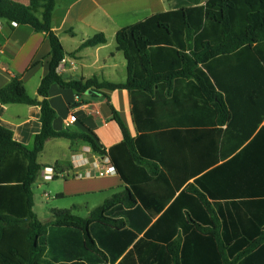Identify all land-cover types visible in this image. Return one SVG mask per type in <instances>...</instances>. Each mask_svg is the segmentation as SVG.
I'll use <instances>...</instances> for the list:
<instances>
[{"label":"trees","instance_id":"trees-1","mask_svg":"<svg viewBox=\"0 0 264 264\" xmlns=\"http://www.w3.org/2000/svg\"><path fill=\"white\" fill-rule=\"evenodd\" d=\"M172 2L118 30L128 75L115 83L63 77L56 0H44L42 17L0 0V18L46 32L51 45L42 100L17 74L0 89L3 104L39 105L42 125L29 148L0 124V264H264V0ZM106 42L98 33L81 48ZM55 83L79 97L129 90L137 135L116 110L123 139L109 149L92 133L56 130ZM60 137L109 155L125 186L86 217L54 208L43 221L34 211L39 155ZM46 167L54 179L64 172Z\"/></svg>","mask_w":264,"mask_h":264},{"label":"crops","instance_id":"crops-1","mask_svg":"<svg viewBox=\"0 0 264 264\" xmlns=\"http://www.w3.org/2000/svg\"><path fill=\"white\" fill-rule=\"evenodd\" d=\"M14 1L23 2L37 16L42 17L44 0ZM172 6L173 2L169 8L167 0H56L53 30L67 52L60 66L61 74L66 80L96 77L99 81L125 82L128 75L127 60L124 52L116 48L118 30L141 22L154 13L169 10ZM98 33L106 35V43L81 48L83 42ZM50 51V40L46 32L38 31L28 24H17L0 18V89L17 74L25 82L27 93L39 99L38 88L42 78L48 73ZM75 93L72 88H64L57 83L51 86L48 99L56 110L53 122L56 130L92 133L101 147L109 149L123 139L122 130L113 119V112L116 110L123 123L128 125L130 135H137L129 90L102 89L98 93L89 89L81 97ZM40 117L39 105L0 102V124L10 128L15 139L29 148L33 147L34 137L41 131ZM71 117L75 120L67 126L66 122ZM49 149L54 150L55 156L46 165L59 163L64 170L59 178L68 177L67 182H80L76 190L59 194H103L105 200L118 191L115 185L118 184L120 190L124 188L125 184L117 173L104 176L103 178L108 179L105 183H98L96 177H72V173H86L90 168V164H76L83 162V159H75V155L91 149L82 141L64 137L51 138L46 142L39 159ZM86 157L91 156L87 154ZM96 184L97 187L93 186ZM79 206L81 205L78 203L74 204V207Z\"/></svg>","mask_w":264,"mask_h":264},{"label":"rangeland","instance_id":"rangeland-1","mask_svg":"<svg viewBox=\"0 0 264 264\" xmlns=\"http://www.w3.org/2000/svg\"><path fill=\"white\" fill-rule=\"evenodd\" d=\"M167 5L170 8L172 1L167 0ZM126 128L128 125H125ZM128 132L129 129L127 128ZM55 156L54 150L49 149L46 153L39 159L40 163H43L42 171L40 172L36 182L33 185L35 206L34 211L37 216L43 221H48L52 218V210L54 208H72L75 214L86 217L90 214V211L97 205L101 204L105 198L103 194H96L93 196L78 195V196H57L59 192H71L76 190V187L80 185L79 181L67 182L68 177H60L58 179H45L44 173L46 169V164L52 162L50 160ZM71 172V171H70ZM74 173H72V177ZM65 177V176H64ZM89 177V176H87ZM104 176H96L98 183H105L108 181ZM73 179V178H70ZM119 181L118 178H114ZM97 187L98 185H93ZM94 187V188H95ZM116 190H120L118 184L114 186ZM71 194V193H70ZM110 196V195H109ZM78 203L79 207H74V204Z\"/></svg>","mask_w":264,"mask_h":264},{"label":"built area","instance_id":"built-area-1","mask_svg":"<svg viewBox=\"0 0 264 264\" xmlns=\"http://www.w3.org/2000/svg\"><path fill=\"white\" fill-rule=\"evenodd\" d=\"M61 66V64H60ZM59 66V71H60ZM61 72V71H60ZM75 120L74 117H71L67 122V126L73 123ZM87 154H90V158L86 157ZM81 157V158H80ZM75 159L81 160L83 159V162H76L77 165H84V164H90V168L86 173L83 172H75L73 174L74 177H96V176H108L113 175L116 173V169L111 163V159L109 155L107 154H95L92 152L91 149H86L82 153H77L75 155ZM56 174V171L54 167H46L44 177L45 179H53Z\"/></svg>","mask_w":264,"mask_h":264},{"label":"water","instance_id":"water-1","mask_svg":"<svg viewBox=\"0 0 264 264\" xmlns=\"http://www.w3.org/2000/svg\"><path fill=\"white\" fill-rule=\"evenodd\" d=\"M39 99H40V100H42V99H43V97H42V96H39Z\"/></svg>","mask_w":264,"mask_h":264}]
</instances>
